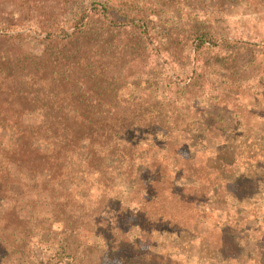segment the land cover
I'll list each match as a JSON object with an SVG mask.
<instances>
[{
    "label": "trees",
    "instance_id": "trees-1",
    "mask_svg": "<svg viewBox=\"0 0 264 264\" xmlns=\"http://www.w3.org/2000/svg\"><path fill=\"white\" fill-rule=\"evenodd\" d=\"M13 3L20 20L0 16V244L12 239L19 264H188L142 249L175 232L207 245L213 264H264V234L238 219L263 208L264 130L232 141L213 123L197 127L209 66L175 75L177 47L202 54L224 41L199 20L156 27L160 3ZM39 36L42 52L25 54L21 42ZM229 54L214 59L220 71L248 67ZM132 78L145 91L126 99ZM220 96L223 112L237 109V95ZM240 138L258 145L239 157ZM200 221L210 226L197 234Z\"/></svg>",
    "mask_w": 264,
    "mask_h": 264
},
{
    "label": "rangeland",
    "instance_id": "rangeland-1",
    "mask_svg": "<svg viewBox=\"0 0 264 264\" xmlns=\"http://www.w3.org/2000/svg\"><path fill=\"white\" fill-rule=\"evenodd\" d=\"M14 0H6L4 6L0 7V16L11 21H19L20 6L13 3ZM145 3L163 4L159 9L158 16L154 15L153 21L157 26H161L163 22L172 20L175 22L193 20L205 22L208 29L214 31L212 35L215 41L219 42L220 47L206 50L204 53L195 54V47L190 43L186 48L177 47L178 62L175 75H187L190 73L194 65L200 67H208V76L203 84L201 92L197 94L194 103L200 105L204 113L197 119V127L202 123L205 129L213 123V127H222L232 141L237 136L247 133L250 139L253 140L259 131L264 130V0H142ZM13 15H17L16 18ZM198 18V19H195ZM176 19V20H174ZM25 26L28 25L26 22ZM165 25V24H164ZM163 25V26H164ZM167 29V28H164ZM217 38V39H216ZM42 37H27L21 42V49L27 55L36 56L42 52L43 45L40 40ZM224 44V45H223ZM231 52L238 56V60L245 61L246 69H242V65H238L232 72H223L214 65L213 61L217 56L225 58L229 57ZM224 63L220 64L223 65ZM165 68L174 67L165 65ZM134 65L133 68H135ZM139 70V69H136ZM244 72V73H243ZM135 73V72H134ZM173 73H171L172 75ZM234 74H238L236 79ZM241 74L242 76H239ZM166 76V75H165ZM145 86L137 83L133 78L128 81L127 91L124 98L137 97L144 93ZM231 94L239 97V105L236 103L237 109L231 110L229 103L227 113L223 112V105L217 103L216 99L220 95ZM237 95V96H236ZM234 98H229L232 102ZM221 101V99H219ZM234 101L232 102L233 105ZM208 113V114H207ZM210 116V117H209ZM209 117V118H208ZM238 121V122H237ZM238 124H235V123ZM250 123V124H249ZM208 124V125H207ZM207 125V126H206ZM246 125V126H244ZM234 135L232 136V134ZM246 142V143H245ZM203 142H199V144ZM245 143L244 149L241 146ZM210 154L214 153L216 147H220L219 143L208 140L207 144ZM258 144L242 140L233 143L236 153L239 157L243 156L244 150L250 148L254 150ZM186 147V146H185ZM214 163L211 161V166ZM226 187L222 189L225 191ZM256 192V191H255ZM254 192V193H255ZM262 209L257 207L253 211L243 212L238 219L242 220L243 229L252 230L251 236L260 237L264 234V200H262ZM115 207V206H113ZM235 208L234 204L229 203L226 208V219L234 222L235 214L229 213L228 209ZM213 224V223H212ZM197 228V234L202 230L207 229L210 225L207 221H200ZM1 227V226H0ZM138 232L132 233L131 240L136 242ZM169 234L170 236H167ZM158 235L156 239L144 240L142 249L148 254L167 253L169 256L179 257L186 260L188 264H213V260L218 256H214V251H211L207 245L197 241L195 236L191 234H180L176 232ZM241 234V233H239ZM246 236L245 233L240 236ZM172 237L173 240L170 239ZM7 247V252L4 250ZM0 244L3 259L0 258V264H19L17 251H20L17 245L12 241L6 245ZM28 251V250H27ZM44 251L38 250V256ZM39 256L38 258H40ZM42 258V257H41Z\"/></svg>",
    "mask_w": 264,
    "mask_h": 264
}]
</instances>
